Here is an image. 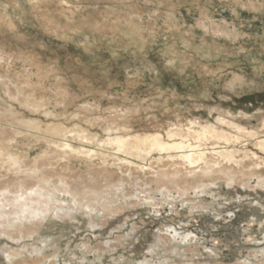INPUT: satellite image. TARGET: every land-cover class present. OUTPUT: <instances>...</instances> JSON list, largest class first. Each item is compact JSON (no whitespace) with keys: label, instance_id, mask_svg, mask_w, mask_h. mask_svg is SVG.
Segmentation results:
<instances>
[{"label":"rangeland","instance_id":"374dc122","mask_svg":"<svg viewBox=\"0 0 264 264\" xmlns=\"http://www.w3.org/2000/svg\"><path fill=\"white\" fill-rule=\"evenodd\" d=\"M0 118L8 130L0 145L13 140L29 163L17 174L0 166V199L10 188L16 205L26 179L28 200L50 206L25 221L28 230L4 221L0 264H264V182L250 174L264 169V0H0ZM190 120L230 136L201 144L235 150L239 181L206 178L179 194L158 180L187 173L182 160L157 152L134 153L135 160L106 143L157 134L169 141V129H187ZM56 141L99 150L72 154L71 171L57 162L49 191L34 195L40 181L28 171ZM102 169L112 182L100 179L97 194L69 192L77 176ZM14 205L6 207L12 219Z\"/></svg>","mask_w":264,"mask_h":264},{"label":"bare ground","instance_id":"6f19581e","mask_svg":"<svg viewBox=\"0 0 264 264\" xmlns=\"http://www.w3.org/2000/svg\"><path fill=\"white\" fill-rule=\"evenodd\" d=\"M50 22V21H49ZM3 58V57H2ZM29 68V67H28ZM29 77V76H28ZM31 77V76H30ZM29 77V78H30ZM28 78V80H29ZM44 80V79H43ZM26 83V82H25ZM29 82H27V85H28ZM31 84H29L30 86ZM25 87V86H23ZM35 92V91H34ZM22 93V91H21ZM19 95V94H18ZM17 95V97H18ZM21 96V95H20ZM23 97V96H22ZM29 99V98H28ZM31 100V99H29ZM37 100V99H36ZM24 101V100H23ZM44 101V100H42ZM35 102V101H34ZM41 103V102H40ZM43 103V102H42ZM51 103V102H50ZM25 104V102H24ZM35 103H33L34 105ZM52 104V103H51ZM27 105V104H26ZM40 107L41 105L38 104ZM37 105V106H38ZM36 106V105H34ZM38 106V107H39ZM45 106V105H44ZM42 106V107H44ZM47 106V105H46ZM45 106V107H46ZM31 107V106H30ZM33 107V106H32ZM31 107V108H32ZM39 107V108H40ZM36 108V107H35ZM29 109V108H28ZM33 109V108H32ZM31 109V110H32ZM41 109V108H40ZM48 109V108H47ZM11 110V109H10ZM46 110V109H45ZM44 111V110H43ZM48 111V110H47ZM51 111V110H50ZM18 112V111H17ZM46 112V111H45ZM12 113V112H11ZM14 114V115H13ZM20 115V113H18ZM42 114V113H41ZM53 114V113H52ZM5 115V113H4ZM16 116L15 113H12L10 114V116ZM55 115V114H54ZM22 116V114H21ZM49 116V115H48ZM9 117V116H8ZM7 117V118H8ZM12 117V118H14ZM7 118L5 120H7ZM11 118V117H10ZM17 118V117H16ZM75 118V117H74ZM195 119V118H194ZM15 120V119H14ZM13 120V121H14ZM33 120V119H32ZM0 121H1V118H0ZM23 121V120H22ZM29 119L27 121H23L21 122L22 123V126L25 125V126H31V123L28 122ZM35 121V120H33ZM37 121V120H36ZM35 121V122H36ZM7 121H5L6 123ZM12 123L11 125L13 126V124L15 125V122L13 123L12 121L10 122ZM38 123V122H37ZM41 123V122H40ZM40 123H38V127H36L35 124H33V126L37 129H39L40 127ZM9 124V122L7 123ZM48 124H51V123H48ZM54 124V123H53ZM45 125V124H44ZM56 125V124H55ZM6 126V124L4 125ZM3 126V127H4ZM10 126V125H8ZM47 126V124H46ZM59 128H60V125H58ZM56 126V127H58ZM78 126V125H77ZM76 126V127H77ZM188 128L187 129H183V128H178V127H175V128H170L169 131H168V136L171 140L169 141H165L164 139H162V136L160 134H157V135H148V136H145V137H125V136H116V137H113V138H108V141H106L107 139H104L106 141L107 144H111V145H115L116 146V150L117 151H120V152H124L125 153V156L126 154H131L134 158L133 159H137V157L134 156V153H136L137 155L141 154V153H144V152H148V153H151V152H157L160 154H164L166 153V155L169 157V158H172V159H180L182 160L181 162V166H184L183 164H185L187 167V170L188 172H184L185 169L182 168V173L184 172V175L180 174V171L178 169H175V173H168V172H165L162 174L161 178L158 180V183L160 184H164L166 185L168 188L169 187H172V188H175L179 194H187L188 190L190 191L192 188H195V187H201L204 182V179H215L216 177L220 176V177H226L228 180H233L234 178H238V181H239V177L237 176V174H240V173H244L243 172V166H242V171H240L238 168V171L237 169L231 164L232 161H235L236 157H235V150L233 149H230L228 146H225L224 148L221 147V142L219 144V147H221L220 149H215L213 148V150H210L208 151L207 148L205 149V146L202 147V144H201V141H204V140H208L209 139H217V142L218 140H224V141H230V136H228V134L224 133V132H221L217 129V127L209 124V125H204V124H201L200 122H197L196 120H190L189 122V125H187ZM17 127V126H16ZM53 127L52 126V130H53ZM10 128V127H9ZM19 128V127H17ZM24 129V126L21 127ZM31 128V127H30ZM29 128V129H30ZM48 128V127H47ZM51 128V126H50ZM49 128V130H50ZM59 128L57 131H59ZM63 128V126L61 127ZM80 128V127H79ZM45 128H43L44 130ZM65 129V128H63ZM67 129V128H66ZM65 129V130H66ZM69 129V128H68ZM77 129V128H76ZM83 132L84 129L80 128ZM33 130V129H32ZM47 130V131H49ZM55 130V131H56ZM61 130V129H60ZM8 131V130H7ZM7 131L0 128V137H3L5 136V134H7ZM13 131V130H11ZM15 131V130H14ZM31 131V130H30ZM34 131V130H33ZM54 131V130H53ZM56 131V133H57ZM67 131V130H66ZM72 131V129H71ZM76 131V130H75ZM79 131V129H78ZM10 132V130H9ZM8 132V134H9ZM26 132V131H25ZM51 132V131H50ZM49 132V133H50ZM61 132V131H60ZM81 132V131H79ZM42 133H45V132H42ZM55 133V132H54ZM53 133V134H54ZM55 133V134H56ZM76 133V132H75ZM90 133V132H89ZM11 134V132H10ZM9 134V135H10ZM14 134V132L12 133ZM15 134L18 136L21 135V137L23 138V131L21 132L20 129H17ZM14 134V136H15ZM28 134V133H27ZM35 134V133H33ZM52 134V133H51ZM50 136H53V134ZM58 134V133H57ZM60 134V133H59ZM62 134V132H61ZM65 135H68V132L64 133ZM71 134V133H70ZM69 134V135H70ZM91 134V133H90ZM257 134V132H256ZM25 135V134H24ZM29 135V134H28ZM27 135V138H29ZM46 135V133L44 134ZM73 135V134H72ZM77 135V134H76ZM83 135V133H82ZM85 135V134H84ZM14 136H11V137H14ZM26 136V135H25ZM33 136V135H32ZM29 139H31V137ZM48 136V135H47ZM96 136V135H95ZM33 137H36L37 139H39L40 137L39 136H36L34 135ZM42 137V136H41ZM58 137V136H57ZM69 137H73V136H69ZM68 137V138H69ZM84 137V136H83ZM88 138V137H91L90 136H85V138ZM263 137V136H262ZM6 138V137H5ZM25 137V139H27ZM44 138V137H43ZM50 138V137H48ZM47 137L45 139H48ZM64 138V137H63ZM74 138V137H73ZM76 138V137H75ZM80 138V136H79ZM233 138L234 139H237V137H235L233 135ZM3 139V138H2ZM7 139V138H6ZM36 139V140H37ZM56 139V138H55ZM101 139V138H100ZM191 139H194L196 140L197 142H200L199 144H193V142H191ZM232 139V138H231ZM264 139V138H263ZM36 140H32V141H36ZM58 140V139H56ZM67 140V139H65ZM87 140V139H85ZM3 141V140H2ZM11 140H7L6 143H5V147L1 146L0 145V166L2 165L5 169H6V172H14L15 174H17L18 172H21L23 169L25 170L26 168L29 167V163L27 162L28 159H24V157L26 156V154L20 156L21 154V151L18 153L15 150V148L19 147H15L14 149H12L14 147V145L10 144ZM13 141V140H12ZM11 141V143H12ZM17 141V139H16ZM15 141V142H16ZM22 141V140H21ZM29 141V140H28ZM39 141V140H38ZM37 141V143H38ZM41 141V139H40ZM39 141V142H40ZM43 141V139H42ZM46 141V140H45ZM69 141V140H68ZM60 142V141H56L57 143V146L59 147V149L62 148V150H56L57 149V146H56V152L54 150V152H51V150H47L45 151L44 149V154L42 153V150H41V154H43V157L41 154H39L41 158V160H36L34 163L36 165V170H31V171H28V175L31 176L33 179H37L38 181H40V184L39 186L33 190V194L34 195H44L45 191H49L47 188L49 187V185L51 184L50 181H49V178L50 176H52V174H54L55 172H57L58 170H56V168H54L53 166L59 162V161H62V160H65V161H68V163L66 165H68L69 167V171H71L70 169V158L71 156H73L72 154H75V153H82V152H87V154H91V153H97L95 150H88V147L87 149H83L82 147V150L77 148V146L75 147V143L71 144L70 142ZM77 141V140H76ZM94 141H97V140H94ZM93 141V142H94ZM99 141V140H98ZM103 141V140H102ZM207 141V142H208ZM215 141V140H213ZM232 141V140H231ZM234 141V140H233ZM233 141L231 144H233ZM238 141V140H237ZM258 141V140H257ZM260 141V140H259ZM14 142V143H15ZM18 142V141H17ZM31 142V141H30ZM88 142V140H87ZM226 142V143H227ZM261 142H264V140L262 141L261 139ZM4 143V142H3ZM3 143H1L3 145ZM20 143V142H19ZM18 143V144H19ZM23 143V142H22ZM27 143V142H26ZM52 143V140H50V144ZM78 143V144H77ZM76 144L79 145V142H77ZM99 143V142H98ZM105 143V144H106ZM195 143V142H194ZM205 143V141L203 142ZM222 143H224L222 141ZM45 144V142H44ZM44 144H41L42 146ZM85 141H84V145H85ZM89 144V143H88ZM94 144V143H93ZM218 144L216 143V145L218 146ZM264 144V143H263ZM17 145V144H16ZM32 145V144H31ZM30 145V146H31ZM47 145V144H46ZM99 145V144H98ZM208 145V144H206ZM215 145V147H216ZM229 145V144H228ZM259 145H261V143H259ZM21 146V145H20ZM41 146V147H42ZM49 146V145H48ZM53 148L55 147V145H52ZM50 146V147H52ZM80 146V145H79ZM83 146V145H82ZM89 146V145H88ZM92 146V145H91ZM96 146V145H95ZM223 146V145H222ZM262 146V145H261ZM23 147V146H21ZM28 147V145H27ZM36 147V146H34ZM47 147V146H46ZM61 147V148H60ZM85 147V146H83ZM90 147V146H89ZM233 147V146H232ZM236 147V146H234ZM26 148V147H25ZM91 148V147H90ZM94 148V146H93ZM110 148V147H109ZM108 148V149H109ZM115 148V147H114ZM212 148V147H211ZM29 149V148H28ZM97 149V148H96ZM113 149V148H112ZM236 149V148H235ZM248 149V148H247ZM17 150V149H16ZM23 150V148H22ZM29 150H32V149H29ZM102 151V150H101ZM108 151V150H106ZM105 151V152H106ZM112 151V150H110ZM26 152V151H25ZM28 152V151H27ZM113 152V151H112ZM111 152V153H112ZM24 153V151H23ZM31 153V152H30ZM116 153V152H115ZM122 153V154H124ZM99 154H100V151H99ZM104 154V153H103ZM107 154V153H106ZM119 154V153H118ZM157 154V155H159ZM79 154H77L78 156ZM85 155V153L83 154ZM120 155V154H119ZM151 155V154H150ZM99 156V155H97ZM101 156V155H100ZM104 156V155H103ZM124 156V155H123ZM129 156V155H128ZM165 156V154H164ZM250 156V155H249ZM254 156V154H253ZM74 158H76L75 156H73ZM83 156L81 155V158ZM86 157V156H85ZM118 157V156H117ZM120 157V156H119ZM158 157V156H157ZM30 158V157H29ZM36 156L33 158L35 160ZM78 158V157H77ZM87 158V157H86ZM99 158V157H98ZM108 158V157H107ZM106 158V159H107ZM130 158V157H129ZM154 158V157H153ZM254 158V157H253ZM32 159V160H33ZM40 159V158H38ZM83 159L85 160V158L83 157ZM95 159V158H94ZM117 159V158H116ZM132 159V158H131ZM132 159V160H133ZM135 159V160H136ZM139 159V158H138ZM159 160V158H157ZM166 159V158H164ZM119 160V159H118ZM131 160V161H132ZM145 160V159H144ZM170 160V159H169ZM168 160V161H169ZM64 161V162H65ZM74 161V160H73ZM88 161V160H87ZM90 161V160H89ZM93 161V160H92ZM126 161V160H125ZM130 161V160H128ZM127 161V162H128ZM165 161V160H162V162ZM171 161V160H170ZM224 161L228 162V163H224ZM258 161V160H257ZM107 162V161H106ZM166 162V161H165ZM175 162V161H174ZM177 162V161H176ZM254 162V161H253ZM256 162V160H255ZM33 163V161H32ZM30 163V164H32ZM61 163V162H60ZM88 163V162H87ZM105 163V162H104ZM103 163V164H104ZM125 163V162H124ZM137 163V162H136ZM171 163V162H170ZM261 163V161H260ZM259 163V164H260ZM59 164V163H57ZM90 164L92 165V162L90 161ZM128 164V163H126ZM147 164V163H146ZM168 164V163H167ZM176 164V163H174ZM255 164V163H254ZM252 164V165H254ZM33 165V164H32ZM74 165V164H73ZM72 165V166H73ZM109 165V164H108ZM133 165V163H132ZM139 165V164H138ZM169 165V164H168ZM179 165V163H178ZM250 165V164H249ZM257 165V163H256ZM261 165V164H260ZM71 166V167H72ZM89 166V165H88ZM105 166V165H103ZM134 166V165H133ZM145 166V165H144ZM176 166V165H174ZM44 167V168H42ZM55 167H60V166H55ZM67 167V166H66ZM101 167V166H100ZM99 167V168H100ZM121 167V166H120ZM130 167V166H129ZM148 167V164L147 166ZM170 167V166H169ZM168 167V168H169ZM173 167V166H171ZM249 167V166H247ZM73 168V167H72ZM76 168V167H75ZM149 168V167H148ZM176 168H178L176 166ZM181 168V167H180ZM245 168V167H244ZM109 169V168H108ZM108 169H102V170H92L91 172H89L91 174V177H88V178H85V177H80V176H77L76 179H74L72 183L73 186H70L69 185V192L71 194H74L76 195L75 192H71V190L74 188L77 192L78 191H82L83 193H94V194H97L96 192V188L98 187V185L100 184V179L104 180V185L105 186H108L109 184H111V180L110 178L108 177L109 176V170ZM121 169V168H120ZM143 169V168H142ZM161 169V168H160ZM164 169V168H163ZM162 169V170H163ZM171 169V168H170ZM61 170V169H60ZM64 168L62 169V174L66 171H64ZM124 170V169H123ZM154 170V169H153ZM159 170V169H158ZM169 170V169H168ZM173 170V169H172ZM170 170V171H172ZM178 170V171H177ZM2 171V170H1ZM77 171V170H76ZM97 171V173H96ZM165 171V169H164ZM177 171V172H176ZM121 172V171H120ZM5 173V172H4ZM67 173V172H66ZM162 173V171H161ZM10 174V173H9ZM12 174V173H11ZM160 174V173H159ZM247 174V172H246ZM250 174L251 176H259L260 177V180L259 181H262L264 182V169H254V170H251L250 171ZM249 174V175H250ZM55 175V174H54ZM10 176V175H9ZM14 175H12L11 177L13 178ZM76 177V176H74ZM242 177V175H241ZM3 178V177H2ZM219 178V177H218ZM210 179V180H211ZM244 179V178H243ZM241 179V180H243ZM1 180V178H0ZM209 181V180H208ZM237 181V180H236ZM237 181V182H238ZM10 182L9 180L7 179H4L1 181V183H8ZM32 182V181H31ZM60 184L65 188L66 185H68V181L64 178H60L59 180ZM99 182V183H98ZM231 182V181H230ZM26 179H22V181L20 182L19 184V189H21L19 191V199L16 203V205H14V203L12 202V200L9 198V196H7L6 194L8 193H11L12 190L10 188H7V187H3L2 189V194H3V198L0 199V229L5 225V220L8 221V225L10 227V229H12L13 231L15 232H18V231H24V230H28L27 226H25V221H28L34 217H40V215H42L43 213H45L46 211H50V206L48 204H46V202H43L45 203V207H42V202L41 201H38L37 204H34L33 201H29L28 200V197H26L22 192H24V190H26ZM54 183V182H53ZM261 183V182H260ZM206 185V184H205ZM115 186V185H114ZM119 188V187H118ZM166 188V187H165ZM107 190V189H106ZM111 190V189H110ZM167 190V189H166ZM173 190V189H172ZM171 190V192H172ZM175 191V190H174ZM176 191V192H177ZM49 193V192H48ZM49 194H54L52 192H50ZM1 195V194H0ZM104 199V198H103ZM22 200V201H21ZM14 205L15 207H17V211L14 212L16 217H14L13 219L11 218V213L6 209V207H8V205ZM92 205V204H91ZM102 207L104 210H107L108 209V205L106 203H103L102 204ZM68 209V208H66ZM65 210V209H64ZM97 213V212H96ZM74 214V213H73ZM11 219V220H10ZM3 230V229H2ZM1 230V232H2ZM25 232H28V231H25Z\"/></svg>","mask_w":264,"mask_h":264}]
</instances>
